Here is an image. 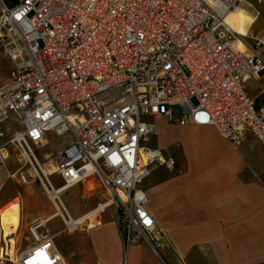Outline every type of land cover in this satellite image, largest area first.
I'll return each instance as SVG.
<instances>
[{
  "label": "built area",
  "instance_id": "built-area-1",
  "mask_svg": "<svg viewBox=\"0 0 264 264\" xmlns=\"http://www.w3.org/2000/svg\"><path fill=\"white\" fill-rule=\"evenodd\" d=\"M242 1L0 0V51L13 61L0 85V166L8 160L2 127L16 117L22 129L9 143L55 206L86 181L99 180L107 193L91 217L73 218L62 206L65 230L114 207L123 264L140 242L160 256L163 231L147 209L144 182L177 160L152 144L154 118L213 126L234 145L249 131L264 145V107L246 92L264 74V31L241 52L227 22ZM49 133L71 140L43 162L35 149ZM42 228L28 226L34 244L20 254L3 234L0 264H66Z\"/></svg>",
  "mask_w": 264,
  "mask_h": 264
},
{
  "label": "crops",
  "instance_id": "crops-1",
  "mask_svg": "<svg viewBox=\"0 0 264 264\" xmlns=\"http://www.w3.org/2000/svg\"><path fill=\"white\" fill-rule=\"evenodd\" d=\"M240 7L249 12L250 7L256 8L254 31L249 32L250 27L247 35L240 37L245 44L241 52L247 53L253 42L250 35L264 31V5L243 0ZM0 54L5 57L1 51ZM10 78L11 74L1 79L0 85ZM246 92L258 108L264 107V74L250 79ZM162 119L154 121L157 124ZM169 123L181 147L179 155L169 152L167 145L156 146L166 148L177 165L172 171L154 167L144 182L147 209L163 231L158 243L161 257L146 242H140L130 246L126 263L264 264V145L249 131L240 144L234 145L213 126ZM7 155L6 165L0 166V244L4 234L8 247L20 254L33 245L22 247L24 218L27 226L41 221L46 227L61 216L55 207L31 213L25 208L34 200L29 194V172L18 166L16 157L21 162L22 158L15 148ZM33 186L42 194L41 184ZM89 212L71 216L79 218ZM103 214L94 226L90 225L91 218L75 232L65 230L64 225V232L71 236L64 240V251L53 236L66 264L124 263L115 211L107 221H102Z\"/></svg>",
  "mask_w": 264,
  "mask_h": 264
},
{
  "label": "rangeland",
  "instance_id": "rangeland-1",
  "mask_svg": "<svg viewBox=\"0 0 264 264\" xmlns=\"http://www.w3.org/2000/svg\"><path fill=\"white\" fill-rule=\"evenodd\" d=\"M255 7L257 8L256 5ZM256 8H253V7L249 8L252 15ZM252 31H254V24L251 26L249 32H252ZM12 68H13V61H11L9 58L3 57L0 54V80L7 78V77L9 78L11 74L10 71L12 70ZM169 124L170 123L166 118L160 121H157L158 136L153 139L152 144L154 146L167 145L169 147L168 151L171 152L173 155L178 156L179 151L181 150V147H180V144L177 143V138H175V135L173 134V131H172V129L174 128L173 125H169ZM2 129L4 130L5 135H6L4 138V141L7 142L6 148L8 150H13L14 146L11 143H9V140L11 139L15 131L22 129L19 119L16 117H11L9 120H7L3 124ZM48 139L49 141L45 146L38 147L35 149L39 159L43 162L45 161L44 159H45L46 154H49V153L56 154L61 149H63L65 146H67L71 140V136L70 134H65L63 136H57L54 133H49ZM16 162L18 166L22 168V171H26L27 173L29 172L28 173L29 174L28 181L30 182L29 194L31 198H33L34 200L30 205L27 204L25 208L27 207L28 208L27 210L30 213L33 211H37L38 209H43L47 207H52L51 209H54L55 205L48 198V195L45 189H43L42 194L37 193L36 190L34 189L33 185L36 184V182L39 184L41 183L34 176L31 175L30 170H29V165L26 164L23 167L24 163L23 161L21 162L18 159V157H16ZM52 180L55 186H59L61 184V179L58 177H53ZM106 196H107V193L101 186L99 180H94V181L91 180V182L86 181L84 184H80L66 191L62 195V199L64 201L65 206H67L66 208H68L71 214L75 217L76 215L80 213H86L88 211H91L95 207H97L98 204L102 203L105 200ZM24 211L25 210H23V213ZM113 215H114V207H109L106 210V212L102 215V221L104 219L106 221L112 219ZM96 219L91 220L90 225L92 222H93L92 225H95ZM26 228H28V226H27V221L24 218L23 224H22V247L23 248L26 245L34 244V239L32 235L27 231ZM63 229H64V221L61 219V217H58L57 219L52 221L50 224H48L46 227L42 228V230L48 231L52 236L56 237L55 238L56 244L60 248L61 251H64V246H63L64 240L65 241L67 239L70 240L71 238V236L67 235V233L64 232ZM14 246L15 244L13 243V248ZM6 264H12V263L7 262Z\"/></svg>",
  "mask_w": 264,
  "mask_h": 264
},
{
  "label": "bare ground",
  "instance_id": "bare-ground-1",
  "mask_svg": "<svg viewBox=\"0 0 264 264\" xmlns=\"http://www.w3.org/2000/svg\"><path fill=\"white\" fill-rule=\"evenodd\" d=\"M227 22L230 24V26L233 28V30L239 35V36H245L248 33L249 28L254 24L255 22V18L253 15L250 14V12L243 7H239L236 10H231L227 16ZM236 46L238 47V49L240 51H245V44L244 42L241 40V38L239 37L238 40L236 41ZM94 181V180H93ZM113 201H110V203L107 206H110V204ZM61 204L62 206L67 210L63 200L61 199ZM60 204H57V206H55L56 208V212L59 215H62L63 217H65V212L63 210ZM96 209V207L94 208ZM108 209V208H107ZM106 209V210H107ZM93 210V209H92ZM90 211L89 213H87L86 218L87 217H91L95 212L94 211ZM105 210V211H106ZM68 211V210H67ZM69 212V211H68ZM93 220V219H92ZM40 222V226L43 227V223L41 221ZM93 223V222H92ZM91 223V225H92ZM94 226V225H93ZM38 232L36 231V234ZM5 236V235H4Z\"/></svg>",
  "mask_w": 264,
  "mask_h": 264
}]
</instances>
